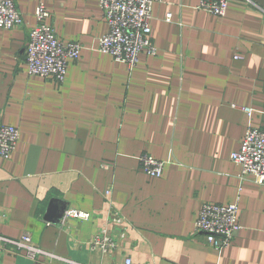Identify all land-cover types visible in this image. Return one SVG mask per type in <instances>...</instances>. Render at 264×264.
Listing matches in <instances>:
<instances>
[{"label":"crops","instance_id":"0c3cea01","mask_svg":"<svg viewBox=\"0 0 264 264\" xmlns=\"http://www.w3.org/2000/svg\"><path fill=\"white\" fill-rule=\"evenodd\" d=\"M13 1L24 24L0 29V124L21 138L0 157V235L29 233L57 258L0 251V264H264V185L231 160L248 128L264 129V0H228L224 17L202 0L156 2L158 55L132 70L98 51L109 31L98 0ZM40 4L60 40L83 46L64 84L27 72ZM143 155L165 162L161 178ZM236 202L242 229L217 250L195 222L206 203ZM71 209L91 218L65 220ZM97 234L118 247L93 249Z\"/></svg>","mask_w":264,"mask_h":264},{"label":"built area","instance_id":"2783aa9c","mask_svg":"<svg viewBox=\"0 0 264 264\" xmlns=\"http://www.w3.org/2000/svg\"><path fill=\"white\" fill-rule=\"evenodd\" d=\"M161 0H98L108 24V33L98 40V51L110 55L117 62L126 64L132 70L142 54L150 57L158 55V49L152 41L151 21L153 8ZM250 2L251 0H247ZM228 0H202L198 10L224 17L228 10ZM36 26L31 31L26 47V65L29 76L52 79L64 84L69 64L81 59L83 46L79 42L64 43L48 24L51 14L40 4L35 12ZM170 15L168 16V20ZM24 24V16L13 0H0V29L11 30ZM251 115V110H245ZM20 131L17 127L0 124V157L9 160L20 142ZM232 162L242 169V178L252 176L260 185H264V129L248 128L239 151L231 155ZM142 171L151 178H161L165 162L152 156L139 158ZM107 168L106 165L103 166ZM239 202L233 204L206 203L202 206L195 222V232L204 235L208 244L217 250H224L232 245L241 225L239 222ZM115 222H124V216L114 211ZM65 220H89V213L69 210ZM118 247L115 238L97 234L92 241V248L103 253H111ZM0 251L5 254L23 255L36 261L41 256L57 258L36 245L29 233L19 239L0 235ZM124 264H141L131 257Z\"/></svg>","mask_w":264,"mask_h":264}]
</instances>
